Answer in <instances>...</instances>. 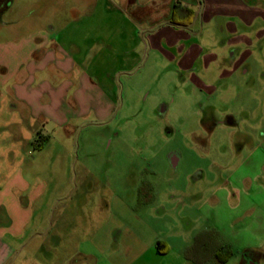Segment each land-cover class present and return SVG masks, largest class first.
Returning a JSON list of instances; mask_svg holds the SVG:
<instances>
[{
	"label": "rangeland",
	"instance_id": "1",
	"mask_svg": "<svg viewBox=\"0 0 264 264\" xmlns=\"http://www.w3.org/2000/svg\"><path fill=\"white\" fill-rule=\"evenodd\" d=\"M114 3L10 0L0 13L5 68L48 38L61 59H84L46 71L52 87H64L58 119L0 112V188L13 182L19 201L0 217L1 240L14 250L7 264H120L130 233L146 248L145 264H168L167 249L204 228L233 251L225 264H264V39L242 65L211 62L227 39L216 26L247 30L216 18L201 42L142 51L132 28L106 14ZM253 27L262 34L264 23ZM90 61L107 78L106 98L80 96Z\"/></svg>",
	"mask_w": 264,
	"mask_h": 264
},
{
	"label": "crops",
	"instance_id": "2",
	"mask_svg": "<svg viewBox=\"0 0 264 264\" xmlns=\"http://www.w3.org/2000/svg\"><path fill=\"white\" fill-rule=\"evenodd\" d=\"M116 2L113 4V9H108L106 14L110 18L111 16L115 19H118L117 17L121 18L122 26L125 27L123 31L132 28L130 31L136 35V37L134 36L136 47L140 46L142 51L145 50L147 44H150L151 47L167 46L169 48H178L181 43L197 42V38H200L201 42L202 36H204L206 30H209L210 26L213 27L216 18L224 20L230 17L234 18L247 30L244 32L238 31L239 29L230 27L231 25L227 21L216 26V29H220V33L226 34L227 39L222 41V43L220 42L221 52L214 54L211 62H222L228 67L242 65L252 56V53L250 51L247 52V50L254 49L255 44L264 39V30L262 34H258L251 29L257 22L264 23V0H116ZM110 8H112V5ZM83 22L85 21L83 20ZM163 27H168V30H164L162 34H159L158 31ZM140 33H148L150 37L145 36L139 39ZM83 39L81 45H88V36L86 35ZM27 40H29L28 36L22 39L24 42ZM20 43L21 41H16V43H11V45L16 49H20ZM51 43L48 38V40L40 39L35 44L32 43L31 46L28 44L27 52H25L26 56L22 57L13 67L11 65L5 68V64L0 61V112L5 107H8L12 108L16 114L22 115L21 113H24L25 119L27 117V119L34 120L39 115L44 118L45 123L47 121L53 122L59 118L61 115L60 99L64 94L62 93L64 87L61 84L57 87H52L46 71L51 68L52 64L56 69L61 68L65 72L67 70L71 71L74 65L83 63L84 59L69 57L61 59L60 53H55V50L52 49L49 50ZM6 45L8 44L0 43V49L2 48V51H4L5 49L3 50V48ZM77 46L80 53H83L79 42H77ZM47 47L48 49L46 50ZM57 47L60 49L59 46ZM57 47L55 49H58ZM195 59L193 60L194 62ZM110 63H113L111 58L104 62L105 65ZM86 66L87 71L82 73L79 79L78 90L83 91L80 96H100L102 94L106 98L107 94L103 91H108L109 88L107 78L102 74L99 75V71L93 72L91 61L87 62ZM105 70L107 72V69ZM109 72L114 74L115 68L110 69ZM5 73H7L6 77L4 76ZM94 75H98L97 84L90 81L91 76ZM37 79H39L38 82H36ZM45 98H49V100L45 101ZM93 103L94 101L90 105ZM92 106L98 107L100 104L97 103ZM47 139L46 136L38 137L37 142L40 145L35 146L41 147ZM10 177H13V175ZM12 186L13 182L6 187L0 188V217L4 215V210L8 212L9 210L19 209L17 193L16 191L14 192ZM7 214L8 217L13 216L12 212ZM1 226L2 219L0 218V264H7L14 250L9 244H4L1 240V235L4 232V228ZM207 230L209 229L204 228L198 232H192L190 242L185 243L176 250L173 248L167 249L168 254L161 261L168 258L169 260H166L168 264H196L197 251L195 249L189 250L186 255V250L193 246L197 233ZM130 234L133 237L131 239L133 242L129 243L126 252L127 259L120 264H145L142 258L145 256L146 248L136 244L137 234ZM16 235L13 234L14 237H17ZM211 241V236L209 238H201L200 245L204 247V245L211 244ZM161 251H164V249ZM201 251L203 254L207 253L203 248L198 252ZM157 255L159 254L157 253ZM201 257L202 255L199 258Z\"/></svg>",
	"mask_w": 264,
	"mask_h": 264
},
{
	"label": "trees",
	"instance_id": "3",
	"mask_svg": "<svg viewBox=\"0 0 264 264\" xmlns=\"http://www.w3.org/2000/svg\"><path fill=\"white\" fill-rule=\"evenodd\" d=\"M10 5V0H0V13H2L4 10H6ZM36 145H40L36 141ZM145 183L141 184V191L146 189ZM211 236L212 241L209 245H200V239L201 238H209ZM208 244V243H207ZM160 243L157 242V248L160 249ZM201 248L206 250V254H203V252H198ZM195 249L197 251V256L195 259V263H211V264H223L226 263L233 255V251L225 245L224 242H222V239H220L219 235L215 233V231H201L196 234L195 240L193 243V246H191L189 249L186 250V255L189 250ZM191 254V253H190ZM200 255H202L201 258Z\"/></svg>",
	"mask_w": 264,
	"mask_h": 264
},
{
	"label": "flooded vegetation",
	"instance_id": "4",
	"mask_svg": "<svg viewBox=\"0 0 264 264\" xmlns=\"http://www.w3.org/2000/svg\"><path fill=\"white\" fill-rule=\"evenodd\" d=\"M246 264H248V261L246 262ZM251 264H253V261L251 260Z\"/></svg>",
	"mask_w": 264,
	"mask_h": 264
}]
</instances>
